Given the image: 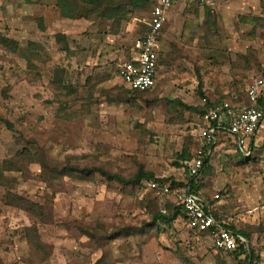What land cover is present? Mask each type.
I'll list each match as a JSON object with an SVG mask.
<instances>
[{
  "label": "rangeland",
  "instance_id": "obj_1",
  "mask_svg": "<svg viewBox=\"0 0 264 264\" xmlns=\"http://www.w3.org/2000/svg\"><path fill=\"white\" fill-rule=\"evenodd\" d=\"M211 2L209 9L219 8V30L215 31L213 10L215 32L208 54L199 48L193 51L195 55L191 50L181 54L175 48L161 55L163 70L156 78V88L132 95L117 78L114 63L108 62L102 72H93L92 79L86 80L87 75L68 67L84 63L79 61L84 52L108 55V38L124 37L132 23L141 25L147 10H134L117 29L112 20L92 14L88 19H65L68 25L55 0H0V34L32 52L26 66L19 54L6 55L0 48V164L9 161L6 167H19L15 157L24 149L32 154L44 150L61 164L73 157L76 164L72 165L79 169L100 166L124 178L143 171L156 179L184 181V164L178 167L176 159L196 132L190 130L196 116L173 102L203 105L197 94L200 82L207 101L224 98L241 103L248 85L256 78L264 80V0ZM32 18H42V31ZM115 29L118 33L112 34ZM204 29L198 38L209 36ZM60 34L65 36L66 51L57 44ZM200 39L199 44H205ZM97 41L100 47H94ZM59 69L61 74H57ZM110 80L112 84H103ZM4 121L14 129L8 130ZM254 144L252 153L243 157L228 137L220 141L200 175V192L206 197L219 195L216 207H226L227 223L248 234V241L253 235L264 237V121ZM194 147V143L188 147L190 153ZM40 173L35 165L24 174L5 171L0 176V264L238 263L214 251L209 237L188 230L182 218L171 227H149L156 197L145 181L130 187L98 174L88 179L76 174L61 179L49 172L50 187L57 191L52 198ZM241 182H246L253 195L263 194L253 204L254 211L236 196L243 188ZM7 193L41 205L46 209L42 217L46 223L7 206ZM157 199V209L163 210L165 200ZM235 213L236 222H230ZM32 226L39 236L34 256L23 231ZM91 229L94 241L84 235ZM104 231L107 236L120 233V238L98 240ZM250 246L259 257L257 264H264V245L263 251Z\"/></svg>",
  "mask_w": 264,
  "mask_h": 264
},
{
  "label": "trees",
  "instance_id": "obj_2",
  "mask_svg": "<svg viewBox=\"0 0 264 264\" xmlns=\"http://www.w3.org/2000/svg\"><path fill=\"white\" fill-rule=\"evenodd\" d=\"M56 1V8L59 11V14L64 19H79L84 18L88 19V15H95L97 18H102L105 20H112L114 22V26L118 29L120 24L126 20L128 14H132L134 10L136 9H145L148 11V14L150 12L151 8V2L149 0H55ZM86 6H89L88 11L85 9ZM30 21L37 22L41 31L43 30L42 26V18H32ZM255 30V29H254ZM148 31V28H145V30L142 32L144 34ZM118 33L115 29V31H112V34ZM65 36L64 35H57L56 41L57 44H60L63 46L62 50L66 51L68 49L67 43L65 42ZM0 48L2 51L6 54H19V57H21L23 60L26 61V66L29 64L30 58L32 52L28 50H24L19 46L18 42L12 39H9L6 36H2L0 34ZM160 59L161 56L158 58L157 62V68L160 66ZM57 74H61V69L57 71ZM198 95L203 100V105L201 106H189L183 104L181 101L175 100L173 103L181 109L183 112L191 113L192 115L196 116V119L194 123H192L190 130L191 132L197 130L201 124V118L210 112L216 105L224 101V98H220L219 100L214 101L213 103L207 101L204 97V94L202 92V85L199 82L198 83ZM156 88L155 86L147 91L144 92H138V91H132L128 90L130 94L134 95H140V94H146L151 91H153ZM259 108L264 112V96L259 100L258 102ZM5 125L8 130H13L14 128L12 125L6 121ZM256 135V133H255ZM250 137L249 139V145L248 149H251L254 145V137ZM188 145L183 147V151L177 156V164H184V172L186 174V164L190 162L192 158V153L189 152L188 147L194 143L195 145V138L194 133H192L188 137ZM241 155V154H240ZM246 160V158H244ZM16 162L21 164L19 167H16L15 165L12 167H6V164L9 161H3L0 164V176L3 175V172L5 171H14L18 172L20 174H24L25 172L29 171V167L38 165L41 169L40 173V181L47 184L49 186L48 188L51 190V196L54 198V195H56V190L52 189L50 187V181L51 179H48L49 172H52L51 174L58 175L59 178L64 177H70L73 174L75 175H81L83 178L88 179L94 174H98L101 177L105 178L107 181H114L117 182L123 186H137L141 185L144 181V183L147 182H158V183H164L169 181L172 186H182V181L177 182L174 179H156L154 175L150 172H143L138 171L135 173V175L131 178H124L117 174H112L111 172H108L107 170L103 169L102 167H89V168H82L79 169L76 164L73 163L76 159L73 157L67 158L65 160V165L62 163L57 162L55 159L49 158L48 155L45 154L44 150H40L38 153L32 154L28 149H24V151L15 157ZM210 161V157L204 160L203 166L200 172V175L202 172L208 167V163ZM70 164V165H67ZM178 166V165H177ZM179 167V166H178ZM200 175L197 178V189L200 191L202 188V185L200 183ZM193 181V180H192ZM25 182V181H24ZM156 197V201H158V195L153 192L149 191ZM227 193L225 192L224 195ZM202 197H204L206 200L208 199L203 193H201ZM222 195V194H221ZM160 198V197H159ZM5 203L7 206L12 207L18 211H21L25 214L33 215L39 223H46L45 221H42V217L45 214L44 209L41 205H37L34 202H32L29 199H25L19 195H14L12 193H7L5 195ZM164 206L163 210L157 209V203L156 201H153V206L155 207V211L151 216V226H166L171 227L172 224L178 220L179 218H182L184 220L185 225L187 226L186 218L184 213L182 212V209L175 205L174 202L168 199H164ZM219 200V195L217 199H213V202H209V209L208 213L212 215L218 225H220L222 228L228 229L232 233H234L236 236H241L245 240H249V235L246 234L244 231L235 232V228L233 225H230L227 223V217L224 215V211H226V207H216L215 203ZM50 211V209H48ZM164 212V213H163ZM92 230V229H91ZM87 230L85 232V236L88 237L89 241H94L95 237V231L94 230ZM24 235H25V241L28 250L30 253H32L34 250L38 249L39 246V236L36 227L32 226L31 228H25L23 229ZM198 233V232H196ZM127 234V235H131ZM204 234L208 237L207 233H199ZM98 240L106 239V240H116L120 238V233H115L114 235H105V231L102 232V235L97 237ZM237 242V248L233 251H214L229 255L233 259L238 260L237 264H257L259 261L258 255H256L255 250L250 244H246L241 242L238 238H236ZM34 253V252H33ZM31 254L34 256V254Z\"/></svg>",
  "mask_w": 264,
  "mask_h": 264
},
{
  "label": "built area",
  "instance_id": "obj_3",
  "mask_svg": "<svg viewBox=\"0 0 264 264\" xmlns=\"http://www.w3.org/2000/svg\"><path fill=\"white\" fill-rule=\"evenodd\" d=\"M177 3L212 6L209 0H152L146 22L148 31L134 41L131 47L134 58L118 66L117 76L128 90L144 92L155 86L161 31L167 24L170 10ZM263 86L264 80L256 78L248 85L244 102L223 101L201 118L202 126L194 134L195 147L190 162L186 164L187 177L182 186L155 181L145 183L149 191L179 206L187 228L207 233L216 251H233L238 246L236 238L243 240L218 225L208 213L209 203L197 189V178L204 160L211 156L219 134H226L245 157L249 155L247 140L255 135L264 119V112L258 106ZM217 198L216 194L214 199Z\"/></svg>",
  "mask_w": 264,
  "mask_h": 264
},
{
  "label": "crops",
  "instance_id": "obj_4",
  "mask_svg": "<svg viewBox=\"0 0 264 264\" xmlns=\"http://www.w3.org/2000/svg\"><path fill=\"white\" fill-rule=\"evenodd\" d=\"M149 1L152 4V0H149ZM210 1H212V0H210ZM207 7L208 6H205V5L200 6V5H191V4H187V3H177L170 10V12L168 14L167 24L165 25V27L161 31L159 56H161V55L163 56V54L171 53L172 51L175 50V48H177V51H179V53H181V54H185V53L188 54L189 50H191L193 52V51H195L196 48H199V50L203 49V52H202L203 55L208 54V48L207 47L212 45L211 41H212V38H214L213 34L216 30H219V24H218L219 13L217 11L219 8L217 7V9H214V8L210 7V9H211L210 10L209 7L208 8ZM213 10L216 13L215 16L217 15L216 16L217 26H216L215 31H214V25H213V19L215 18ZM147 20H148V16L143 23H140L141 25H136L135 23L130 24L126 28V35H124V37L115 35L111 38H108L107 42L109 44H111V49H109L110 52L108 55H101L100 51H98V53H96V54L84 52L83 54H81V59H79V61H81V62L84 61V63L80 64L79 66H76L75 64H73V65H70V67H68V68H73V69L76 68L80 73L87 75V77H85V80L89 77H91V79H92V74H94L93 72H102L101 70H104V67L106 64H108V62L114 63L116 68H117V71H118V66L121 63L126 62V61H130L134 58L133 57L134 53L131 52V47L133 45L132 40L135 37H137V38L142 37V35H143L142 32L145 30V28H147V25H146ZM64 21L67 22L66 24L70 25L68 20L64 19ZM74 24L77 25L78 23H74ZM203 28L206 29V33L209 35L206 39L203 37H200L201 38L200 39L197 36L198 33H200V31L203 30ZM209 33H212V34H209ZM132 37H133V39H132ZM199 39L205 41V44H199V41H198ZM99 42L100 41H97L95 43L96 45L94 47H97V46L100 47ZM198 44L201 47L198 46ZM193 53H194V55L196 54L195 52H193ZM75 59H76V57H75ZM73 60H74V58H73ZM93 66H96V67L98 66V68L94 69ZM66 70H68V69H66ZM162 70H163V67L161 68V66H159L158 70H157V77L161 76L160 72H162ZM117 78H118V76H117ZM119 81H120V79H119ZM115 82H113V84H115ZM105 83H107L109 85L111 83V80L105 81L103 84H105ZM263 121H264V119H263ZM263 121L261 122L260 127H259L258 131L256 132V135L254 137V142H255V140L257 141L258 134L261 132V126L263 124ZM226 138H227L226 134H219L217 143H220V141L226 140ZM216 144H215V146H216ZM246 144H247V146L249 145V140H247ZM233 146L235 147L236 151L241 154V156L245 157L242 154V152L239 150V148L236 145H234V143H233ZM255 147H256V145L254 144L251 149L247 150L249 152V155L252 153V151L254 150ZM209 164L210 163H208V165ZM186 177H187V175L185 174V178ZM241 183L243 184L242 185L243 188L239 191V193L236 192V194H237L236 196H238L240 198L241 202L247 204V208L249 211L256 210L253 204L254 203L256 204V202H258V200L260 199V196L261 195L263 196V194L253 195L249 191V189L246 188V185H245L246 182H241ZM146 188H147V186H146ZM148 191H149V189H148ZM207 198H208L207 201L209 200V202H213L214 197H207ZM249 211L247 214L250 215ZM236 214L237 213L231 214L232 216L235 215V219L229 220L230 222H232V221L236 222V219H237ZM234 228H235V232L241 231L237 227H234ZM238 237L240 239H242L244 243L257 246V249H260V250H261V247H263V245H264V237L258 238L257 236L253 235V236H251L250 241L245 240L240 235ZM261 251H263V250H261Z\"/></svg>",
  "mask_w": 264,
  "mask_h": 264
}]
</instances>
